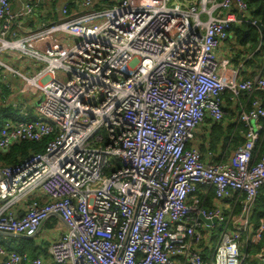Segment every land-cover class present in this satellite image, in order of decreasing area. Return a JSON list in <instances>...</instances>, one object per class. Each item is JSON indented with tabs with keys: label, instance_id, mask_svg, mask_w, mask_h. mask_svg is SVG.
<instances>
[{
	"label": "built area",
	"instance_id": "1",
	"mask_svg": "<svg viewBox=\"0 0 264 264\" xmlns=\"http://www.w3.org/2000/svg\"><path fill=\"white\" fill-rule=\"evenodd\" d=\"M47 1L0 0V53L34 72L1 58L0 69L41 95L35 115L0 124V151L46 139L0 164V231L34 236L52 216L66 229L47 259L0 243V264H241L242 233L256 242L264 230L251 218L264 185V54L253 76L226 79L217 52L232 25L258 27L247 0H61L56 21ZM224 92L244 138L228 156L195 143L200 125L224 120Z\"/></svg>",
	"mask_w": 264,
	"mask_h": 264
},
{
	"label": "trees",
	"instance_id": "2",
	"mask_svg": "<svg viewBox=\"0 0 264 264\" xmlns=\"http://www.w3.org/2000/svg\"><path fill=\"white\" fill-rule=\"evenodd\" d=\"M247 3L250 16L257 21H260V23L262 24V29L248 23H240L237 25H232L230 31L233 39L239 46H241L242 48H249L250 51H253V57H256L259 61H261L262 58L261 56L259 57V55L264 53V0H247ZM69 6L71 7L72 3H70ZM240 53H242V51H240ZM254 96L256 98H263L262 107L264 108V93L257 92L254 94ZM242 97L244 98V100L245 98H248L244 94L240 95V99ZM247 104L248 101L246 102V105ZM20 117L21 116L20 114H18V110L14 109L12 106L0 107V124L7 118L18 120L20 119ZM237 123H225L224 125L223 121L213 122L209 127V135L203 139V142L200 145V149L205 151L204 149L208 147L212 150H216L219 143H222V150H224L228 146L229 148L231 147L235 149L237 146H239V144L242 143V141H244V139L241 137L242 134L240 132L243 126L241 123ZM262 134L263 139L260 148L258 149L256 155L254 154L256 156V159L259 158L260 149L263 146L264 142V131L262 132ZM45 142L46 139L40 142L26 141L19 144H14L7 150L0 151V164H17L24 158L28 157L31 153L43 151ZM211 196L212 194L207 197L206 205L210 204ZM234 208L237 210L238 204H236ZM251 218L254 228L258 226L260 218H264V185L258 191L256 201L252 209ZM213 228H217V230L219 231V228L217 226ZM211 235L212 234H210V236ZM246 236V233H242L239 240L240 250L244 255V260L241 264H258L259 262H262L257 254L260 252L264 253V230L262 231L261 237L256 242L249 241ZM17 238L21 242V245L19 243V245L17 246L19 251H27L31 256L38 253L37 246L34 244L32 238H27L26 236H18ZM249 258H252V260H250Z\"/></svg>",
	"mask_w": 264,
	"mask_h": 264
},
{
	"label": "crops",
	"instance_id": "3",
	"mask_svg": "<svg viewBox=\"0 0 264 264\" xmlns=\"http://www.w3.org/2000/svg\"><path fill=\"white\" fill-rule=\"evenodd\" d=\"M190 1H193V0H190ZM60 2H61V0H48L45 4H43L41 10H42V13L45 14V17L48 21H56L59 18L58 7H59ZM29 22H30L31 26L36 28V26L34 24V22H36L34 17L31 18ZM19 35H20V33H19ZM240 51H242V53H240ZM243 51H244L243 48L236 46L234 43H232L231 39L224 42L222 44V46L219 48V50L217 52L218 60L221 61V60L225 59V60H228V62H229V66L227 68L229 73H224V75H225L224 77L226 79L232 78L235 75H237L238 78H240V77L249 78V77L254 75V74H251V72H250V70H251L250 69L251 68L250 62L251 61H249V60L246 61L245 56H244V59H242V56L244 55ZM13 58H14L13 63L17 65V66H13V67L18 68L27 74H32L34 72L31 60H26V59L23 60L19 57H14V56H13ZM241 63H243V65L240 68ZM9 65L12 66L11 64H9ZM33 94L34 93H30L27 90H23V83L21 80L12 76L10 73L6 74L5 72H3L0 69V107L11 106V105L13 106L14 105L15 108L18 110V114H20V110H24L29 116H33V115H35V106L40 99L38 97L36 103L31 104L30 103V100L32 99L31 95H33ZM34 95H36V94H34ZM228 97H229L228 93L223 94V107H224V110L226 112L225 117L229 114L231 115L227 121H225L226 118H224V120H223L224 125H225V123H237L238 122L237 105L234 102H232ZM240 101L243 102L244 98L242 97L240 99ZM211 124H212L211 121H207L206 124L203 125L205 127H203L204 131L202 134H200L199 130L196 132L197 135H196L195 143L197 144V146L199 148L203 142V139L209 135V127ZM241 137L243 138L242 135H241ZM221 149H222V143H219V145L217 146V149L214 151L219 153L221 151ZM201 151L205 152L203 150H201ZM231 154H232V152L229 155H231ZM225 156H226V153H225ZM52 217H55V216H52ZM57 219H59V218H57ZM60 221L64 225V230H65L66 229L65 223L61 219H60ZM36 235L27 236V238H32V240L34 241V244L37 246V250H38L37 254L43 255L47 259V244L49 241L44 240L43 238H36ZM46 241H47V243H46ZM10 242L13 244V246H14L13 248H15L17 250H18L17 246L19 245V243L21 245V242H20V240H18V238L13 239ZM249 259L252 260V258H249Z\"/></svg>",
	"mask_w": 264,
	"mask_h": 264
},
{
	"label": "rangeland",
	"instance_id": "4",
	"mask_svg": "<svg viewBox=\"0 0 264 264\" xmlns=\"http://www.w3.org/2000/svg\"><path fill=\"white\" fill-rule=\"evenodd\" d=\"M76 1H78V0H76ZM172 1H178V2L185 3V4H188L190 2V0H172ZM107 4H109V3H107ZM71 7H72L73 10H77L78 9V7L76 6V3L74 2V0H72V6ZM201 18L205 19L206 15L202 14ZM59 37L68 40V39L71 38V35H69V34L66 35L64 33H59ZM230 39H231L232 43H234L236 46H239L237 44V42H235V40L233 39L232 36H231ZM239 47H241V46H239ZM243 50H244L243 54H244L245 57L248 56L249 54H253V51H250L249 48L245 47V48H243ZM263 54L264 53L260 54L259 57L260 56L262 57ZM253 56L254 55H252L251 59L249 60V61H251L250 62V67H251L250 68L251 69L250 72H251V74H255L256 73V70L258 69L259 64H260V61L256 57H253ZM0 58L2 60H4L7 64H11L12 66H17L16 64L13 63V61H14L13 55L9 54L7 51L1 52L0 53ZM19 58H21L23 60H25V59L26 60H30L29 58L22 57L21 55L19 56ZM242 59H244L243 56H242ZM1 70L7 74V71L5 69H1ZM40 96L41 95L39 93L36 94V95H34V94L31 95L32 99L30 100V103L31 104L36 103L38 97L40 98ZM230 116H231L230 114L227 115L225 117L226 118L225 121H227L230 118ZM203 127H205V126L200 125L197 128V131L199 130L200 134H202L203 131H204ZM224 150H225L226 156H228L231 152H233L234 148H231V147L229 148V146H228ZM63 230H64V225L61 223L60 219H57L56 217H50L49 219L45 220V222L43 223L42 229L36 235V238H43L44 240L50 241L51 239H54L56 237V235H58L59 233L63 232ZM209 231L210 232H208V233L213 235V236L211 235V238H212L211 243L213 244V243H215L217 241L218 234L220 232L217 230V228H211V229H209ZM14 236L0 234V243L3 244L7 249H15V248H13L14 247L13 244L10 242L11 240L16 239L18 237V236L17 237H14ZM47 241H46V243H47Z\"/></svg>",
	"mask_w": 264,
	"mask_h": 264
},
{
	"label": "water",
	"instance_id": "5",
	"mask_svg": "<svg viewBox=\"0 0 264 264\" xmlns=\"http://www.w3.org/2000/svg\"><path fill=\"white\" fill-rule=\"evenodd\" d=\"M257 25H258V27H259L260 29H262V24L260 23V21H257ZM40 99H41V97H40ZM40 99H39V101H40ZM39 101H38V103H39ZM202 220H203L204 222H206V223H211V222H215V221H216V218L213 217V218H211V219H208V218L202 217ZM0 234H5V235H11V236H14L13 233L5 232V231H0ZM26 237H27V236H26Z\"/></svg>",
	"mask_w": 264,
	"mask_h": 264
}]
</instances>
